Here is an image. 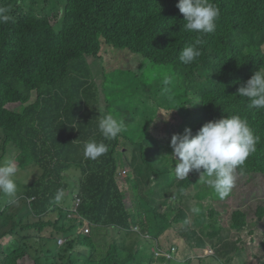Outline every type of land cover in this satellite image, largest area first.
<instances>
[{
    "label": "trees",
    "instance_id": "1",
    "mask_svg": "<svg viewBox=\"0 0 264 264\" xmlns=\"http://www.w3.org/2000/svg\"><path fill=\"white\" fill-rule=\"evenodd\" d=\"M212 2L220 9L216 28L200 34L184 30L178 0H0L11 16L0 22V165L16 166L18 186L9 201L0 200V264H21L26 257L33 264H162L155 262L159 258L178 264L157 255L155 244L163 241L155 233L164 235L180 221L187 224L190 216L183 207H191L192 200L200 210L195 215L199 231L186 226L181 234L202 248L206 239L215 241L216 254L199 259L201 264H248L244 258L250 256L264 264V190L248 206L256 215L253 225L242 209L223 224L237 180L221 199L198 172L178 178L170 141L163 137L164 131L182 134L186 127L195 134L208 121L238 114L260 140L241 166L243 174L238 168L236 175L264 181V109L249 108L250 101L236 95L264 66V0ZM197 38L204 41L202 54L185 65L181 51ZM104 48L141 58L139 75H118L114 101L106 100V78L97 86L89 65ZM144 70L160 72L163 80L141 81ZM34 94L37 100L30 104ZM165 109L175 111L166 124L159 122ZM107 114L124 124L114 139H105L98 127ZM89 140L105 143L108 152L86 159L83 146ZM122 163L132 168L130 184L139 196L144 192L141 206H150L151 217L127 209L118 180ZM36 166L42 174L32 178ZM60 190L65 195L57 201ZM172 190L182 206L161 212ZM69 191L81 200L78 218L64 204ZM84 222L92 235L80 234ZM139 227L149 240L134 232ZM108 230L121 240L100 251L92 241L99 242ZM60 240L66 243L58 247Z\"/></svg>",
    "mask_w": 264,
    "mask_h": 264
},
{
    "label": "clouds",
    "instance_id": "2",
    "mask_svg": "<svg viewBox=\"0 0 264 264\" xmlns=\"http://www.w3.org/2000/svg\"><path fill=\"white\" fill-rule=\"evenodd\" d=\"M176 7L183 14L186 22L183 25L185 31L208 34L215 30L220 9L212 0H178ZM7 12V9L0 8V22L11 20ZM203 43L202 38H197L193 44L185 47L179 56L180 61L185 65L194 62L202 54L200 46ZM236 95L247 98L250 101L249 108L264 109V66L255 70L251 78L241 84ZM34 102L31 100L30 104ZM98 127L105 139H114L122 132L124 124L112 114H107L100 118ZM259 140L248 120L238 114L208 121L195 134L190 127H186L182 134H174L170 141L172 148L170 157L174 161L175 174L178 178L184 179L190 172L200 173L201 177L206 178L207 186L213 189L219 198L224 199L230 195L235 186L237 169L239 168L243 174L241 166L256 151ZM108 150L105 143L89 140L84 143L83 155L86 159L96 160ZM16 173L17 168L11 162L0 165V193L10 198L15 196L18 190L14 179ZM79 176H82L81 172ZM64 195L63 190H60L56 200L60 201ZM76 200L79 201L78 206H80L81 200ZM78 206L76 204L73 206L76 216L73 218L79 217ZM84 224L85 226L82 227L84 235H90V225L88 222ZM160 248H156L158 256L163 255ZM178 251V248L172 247L164 256H176L179 254ZM174 257L170 260L173 261Z\"/></svg>",
    "mask_w": 264,
    "mask_h": 264
},
{
    "label": "rangeland",
    "instance_id": "3",
    "mask_svg": "<svg viewBox=\"0 0 264 264\" xmlns=\"http://www.w3.org/2000/svg\"><path fill=\"white\" fill-rule=\"evenodd\" d=\"M35 0H33L34 3ZM30 3V1L28 2ZM42 7H46V2H43ZM51 12H61L60 9L58 8H52ZM106 48L103 49V52L100 53V57L99 58H91L89 59V65L92 69L93 72V76H94V82L97 84V86H101L102 82L104 81V78H106V84L108 83V88H105L104 93L106 96V100H110V101H114L113 99V95L111 94V92H115V86H116V79L118 78L119 74H123L126 72H135L138 75L141 73L140 70V66H141V58L137 56V59H135V57L130 56L129 54H126L124 52H120V51H114V53H112V48H110L109 52L107 53L105 51ZM103 66H106V69L104 70ZM105 73L107 74V77L105 76ZM157 73V77L154 76V74ZM155 78V81H160L163 80L160 72L158 74V72H153V73H148L146 70H144L142 72V74L140 75V80L143 82L147 83V80L149 78ZM112 81V83H111ZM152 83V82H151ZM37 100V94H34V97L32 98V102ZM175 103V102H174ZM98 106H100L99 103H97ZM101 105H103L104 107L106 106L105 100H101ZM8 108H11L12 105H8ZM137 107H133V109H135ZM107 108H105L102 112L104 114V112H106ZM172 111V112H171ZM171 112V113H170ZM175 111L173 110H162L161 111V115L159 117V122H162L164 124H166L173 116ZM172 124H174V122L171 121ZM166 128V127H164ZM173 136V133L170 134L169 131H164L163 132V137L164 139H167L168 141H171V137ZM14 157V155L16 153L11 152ZM12 160V159H11ZM121 163V162H120ZM119 163V164H120ZM127 173V174H126ZM133 171L132 168L129 167V165H121L120 168V172H119V176H118V180L120 181V187L121 190L125 192V204L128 210H130L133 214H140L142 217H146L147 215H149L150 217L152 216V212H151V208L149 205H146L145 203L141 206V199L140 196L144 195V192L139 194L135 193L132 185L130 184V181L132 179H134L133 176ZM41 171L39 169V166H36L35 169H33L32 171V175H31V171H30V176H35V175H41ZM26 176H28V173H26ZM237 186L238 191L236 193V195L234 196V198L232 200H230V212L229 214H225L224 215V221L223 224L228 225L229 224V220L231 218V214L235 211V210H240L242 209L243 212L247 213L248 219L251 220L253 218H255V212L252 208H249V204H250V200L252 198V196L255 193H258L259 191H263L264 190V181L262 179H260V176H255V178H242V177H237ZM261 183V184H260ZM147 191V190H146ZM71 192H68V197L66 199V203L65 206H78V202L79 201H75L71 196H70ZM168 194H170L169 199H165V203L167 204V206L164 207V211H167L170 206L171 209H177L180 208L182 205L180 204V202H177L178 199H175L174 197L178 196L177 191H169ZM174 195V196H173ZM0 200L3 202H7L10 200V197L6 194L0 193ZM0 201V204L3 205V203ZM187 213L189 214V221L187 224H185V222L180 221V223L178 224H174L172 225L173 229L170 230L169 232L165 233L164 235H162L161 233H155V236L160 238L162 242V246L159 243H156V248L157 245H159L160 251L161 253H163V255H166V252L169 253V250L172 247H176L179 249L178 253L175 255H171L170 257L167 256V258L170 260L171 258H173L174 256V260L176 261V263L178 264H201L202 262L199 261V259L209 256L208 259H212V256H214V254H216V250L214 248H212V244H215V241H210L209 239H206L205 242L207 244V247L202 248V244L201 243H197V241L195 239L192 238H185L181 232L184 231L186 226H189L190 229L193 232H198L199 230L197 229V227L195 226V215L198 214V212H200V210L198 209V202L196 200H192L191 201V207L186 208L185 206L183 207ZM216 208L219 211H222V207L221 206H216ZM193 209H198V211H193ZM86 224V223H85ZM250 224L253 225L252 220L250 221ZM87 227V224H86ZM202 229V227H201ZM165 230H166V226H165ZM207 227L206 229H204V231H207ZM134 232L139 233L141 236L145 237V239L149 240L151 238V235L146 234L142 227H139V229L134 230ZM93 233V230H92ZM91 233V235H92ZM80 234L84 235V231H82V229H80ZM234 237L235 240L238 239V234L234 232ZM245 236V235H244ZM256 239V242H259V236L256 235L254 237ZM121 240L119 234L117 232H115L114 230H108V231H103L102 232V236L99 242H97L96 240H93V244L95 246H98V249L100 251H105L107 248L106 246H111L113 244L119 243ZM167 242V243H166ZM66 240H60L58 243V247L65 245ZM147 246H151V243H147ZM154 251V249H153ZM34 251H32L33 253ZM146 253V255H148L147 251H144ZM203 253H205V255H203ZM7 255V254H6ZM10 256V255H7ZM5 258L3 255L1 256V258ZM211 257V258H210ZM192 259V260H191ZM244 260L248 263V264H258V260L252 256L250 257H245ZM34 260L31 257H26L24 260L21 261V264H33ZM155 262L158 263H162V264H167L166 262L161 261V259H156ZM204 263H206V261H203ZM240 262V261H239ZM209 264H212V262L210 261Z\"/></svg>",
    "mask_w": 264,
    "mask_h": 264
},
{
    "label": "built area",
    "instance_id": "4",
    "mask_svg": "<svg viewBox=\"0 0 264 264\" xmlns=\"http://www.w3.org/2000/svg\"><path fill=\"white\" fill-rule=\"evenodd\" d=\"M88 233V232H87ZM174 252H175V249H174ZM160 255V254H159ZM170 257V256H169Z\"/></svg>",
    "mask_w": 264,
    "mask_h": 264
}]
</instances>
